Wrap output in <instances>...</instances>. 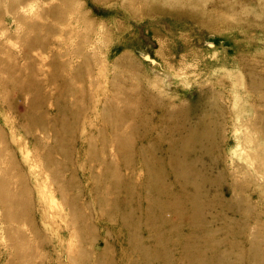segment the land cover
Segmentation results:
<instances>
[{
    "label": "rangeland",
    "instance_id": "1",
    "mask_svg": "<svg viewBox=\"0 0 264 264\" xmlns=\"http://www.w3.org/2000/svg\"><path fill=\"white\" fill-rule=\"evenodd\" d=\"M205 113L216 146L194 156ZM256 148L264 0H0V264H152L165 193L188 200L208 170L205 244L264 264Z\"/></svg>",
    "mask_w": 264,
    "mask_h": 264
},
{
    "label": "bare ground",
    "instance_id": "2",
    "mask_svg": "<svg viewBox=\"0 0 264 264\" xmlns=\"http://www.w3.org/2000/svg\"><path fill=\"white\" fill-rule=\"evenodd\" d=\"M213 122L214 121L212 119L208 118L207 113L195 115L192 120V127L189 131L188 143L182 149H185L189 154L194 156L202 153L200 148H202L206 154L214 151L216 141L215 138H213ZM182 136L183 135H181L179 132V137ZM203 141H206V144H204ZM263 157L264 150L256 148L255 154L247 156L246 159V162L248 164L254 165L255 170L259 172L260 175L258 178L260 182H264ZM199 162L200 159H198L196 163ZM146 163L148 166L147 171L151 174H154L156 169L153 165V162L147 161ZM179 164L181 167L184 165L181 159L179 160ZM197 166L198 164L194 163L189 165L191 169H194ZM209 173L210 171L208 170V173H205V176H201L200 179L194 184L193 182L190 183L189 188L194 191L188 200L179 198L170 191L165 193L164 197L166 198V201L164 202V206L171 205L175 199L178 200H176L175 204L173 205V210L163 208V212L161 211V219L162 216H164L169 224L165 226L167 229H165L167 232L166 237H158L157 240L155 239L159 254L152 259V264H177L176 255L177 259L180 258V261H183L182 264H230L229 258L225 257L224 255H220L217 252V248H208L202 237L208 216L215 218L212 213H206V211L212 209V206L207 205L204 208L197 202V199L199 198V191L197 189L200 187L198 185L205 179L206 184L211 185ZM164 180V176L161 175L160 178L157 177L155 178V181L152 182V186L150 187L149 191L154 196L162 195L160 186L163 184ZM262 186L264 191V183ZM167 196L171 197L168 198ZM13 200L14 199L12 197L10 200L12 204ZM216 219L220 220L222 224H224L221 218ZM178 220L182 221V223H189L191 230L184 233L178 226ZM176 248H178L180 251H178ZM243 255L247 258V262L245 264H263L262 258L256 255L254 250H251L249 243L248 246H244ZM231 258L234 259L236 257L231 255Z\"/></svg>",
    "mask_w": 264,
    "mask_h": 264
}]
</instances>
